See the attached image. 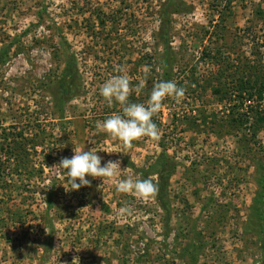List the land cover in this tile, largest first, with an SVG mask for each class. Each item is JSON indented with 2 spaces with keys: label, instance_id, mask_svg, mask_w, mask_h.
Wrapping results in <instances>:
<instances>
[{
  "label": "rangeland",
  "instance_id": "1",
  "mask_svg": "<svg viewBox=\"0 0 264 264\" xmlns=\"http://www.w3.org/2000/svg\"><path fill=\"white\" fill-rule=\"evenodd\" d=\"M166 3L0 0V123L7 133L19 122L25 138L39 141L26 170L1 153L0 264H264V212L257 216L252 208L257 181L264 182V129L241 148V136L230 135L225 122L237 101L218 100L210 87L217 84V49L234 66L256 52L264 69V0ZM98 12L113 15H101L104 28ZM204 48L214 57L207 63L200 59ZM164 54L172 58L168 81L185 88V96L165 100L153 117L159 141L144 138L125 150L96 128L121 113L100 88L121 74L117 68L135 88L149 66L141 94L129 97L146 104L154 84L165 81ZM58 80L69 84V97ZM257 104L264 107V99ZM81 148L97 151L102 165L120 160L119 179L155 176L158 182L156 162L174 166L168 226L156 200L119 193L115 181L86 177L90 187L66 191V173L50 168ZM125 206L130 214H121Z\"/></svg>",
  "mask_w": 264,
  "mask_h": 264
},
{
  "label": "trees",
  "instance_id": "2",
  "mask_svg": "<svg viewBox=\"0 0 264 264\" xmlns=\"http://www.w3.org/2000/svg\"><path fill=\"white\" fill-rule=\"evenodd\" d=\"M167 6H173V0H167L166 3ZM47 13L46 8L44 7V4L42 7L36 12L37 17V23L39 25L42 24L45 14ZM101 15L104 18H113V15L107 16L103 12H98L96 14V18L98 19L99 23L98 25L100 28H104L105 20L101 19ZM48 17V16H47ZM166 21H163L165 24ZM53 29L57 32V35L59 37L62 36L61 27L56 26L54 22H52ZM162 24V28H163ZM48 29L51 27L47 26ZM95 34V32H93ZM166 32L159 33L160 38L164 39L166 38ZM256 52L251 53L253 56V60H250L248 58H242L239 60L241 63L240 66H234L235 64L232 63L229 58H223L220 56L218 49L215 50V62L216 66L219 68L217 70V77H215V80L217 81L216 86H210L212 94L217 97L220 101H227L228 103L237 101V105L230 106V111L228 112V117L226 119V124L229 129V134L232 136H238L239 138V144L241 148L247 147L249 141L255 138L256 133L260 129H264V107L260 106V104H257L255 106L254 102L260 103L264 99V69H262L261 65V57L255 54ZM213 57V58H214ZM210 54V50L207 48H204L201 52V58L202 62L205 61L206 63L213 59ZM162 62V77L165 81H168L169 78V71L172 67V58L164 54V56L161 58ZM191 69H194L193 67ZM191 77H193L194 72L191 71ZM234 69V70H233ZM195 70V69H194ZM68 71V68L66 69V72ZM71 74V73H68ZM70 76V75H69ZM223 77L224 82H221L220 78ZM58 85L62 86L61 93L62 95H67L69 97L70 88H68V85H64V80H58L56 82ZM61 98V97H60ZM61 101H64V98H61ZM248 104L245 110H239L242 109V104ZM236 108V110H235ZM19 123V122H18ZM18 123H13L8 126L9 131L6 133V129L4 126L0 123V138L2 137V142L5 143L0 146V157L1 153L4 154L5 160L9 161H15L17 165H19L20 168L23 167L24 170L27 169L28 164H30V153H35L36 148L39 146V141L36 139L37 137L30 136V138H25L24 128L23 126ZM28 128L26 127V130ZM250 132L249 139L245 136V132ZM214 132V131H213ZM11 137V138H10ZM251 139V140H250ZM0 161L1 158H0ZM6 161V162H7ZM4 163V162H2ZM28 163V164H27ZM159 167L158 172V187L159 192L156 197V202L163 211L164 215L166 216V227L167 224V217L169 216V202H168V180L170 172L174 169V166H170L167 162L164 161H157L156 162ZM14 172H17L15 170ZM13 173V172H12ZM258 190L256 192L255 198L253 199V205L252 208H255L257 206V211H255L257 216H261L264 212V182L262 180H258ZM48 209L51 208V201L48 198ZM13 216L15 214L12 213ZM17 220H20L18 216ZM15 219V218H14ZM16 220V219H15ZM168 228L165 229V232ZM166 235V233H165Z\"/></svg>",
  "mask_w": 264,
  "mask_h": 264
},
{
  "label": "clouds",
  "instance_id": "3",
  "mask_svg": "<svg viewBox=\"0 0 264 264\" xmlns=\"http://www.w3.org/2000/svg\"><path fill=\"white\" fill-rule=\"evenodd\" d=\"M118 75H114L104 82L100 88V95L109 107L118 103L121 113H113L102 122L98 121L96 128L98 132L106 133L111 140L119 141L125 150H131L135 141L148 138L153 142L159 141L161 133L153 121L164 107L165 100L171 98L176 102L182 101L186 89L178 87L173 81H159L154 84L150 96L145 103H132L129 97L135 92L140 95L145 83L151 73L149 66L143 69V78L133 88L131 78L124 72L123 68H117ZM97 151L81 148L73 151L71 158L62 157L58 164L50 169H60L66 173V191H77L81 187H90L91 181L86 177L101 180L115 181L116 191L122 194H134L135 197L145 202L156 199L159 187L155 182V176L147 178H133L128 176L119 179L121 170L120 160H108L102 165V157ZM78 181V183H77ZM121 214H130V209L125 206ZM76 259V258H74ZM73 259V260H74Z\"/></svg>",
  "mask_w": 264,
  "mask_h": 264
}]
</instances>
